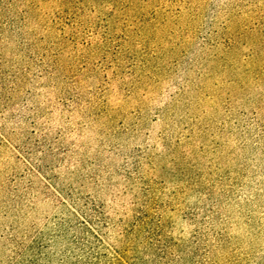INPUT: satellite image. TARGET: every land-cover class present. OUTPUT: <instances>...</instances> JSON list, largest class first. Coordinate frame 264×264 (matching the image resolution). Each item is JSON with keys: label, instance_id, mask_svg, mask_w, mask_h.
<instances>
[{"label": "trees", "instance_id": "1", "mask_svg": "<svg viewBox=\"0 0 264 264\" xmlns=\"http://www.w3.org/2000/svg\"><path fill=\"white\" fill-rule=\"evenodd\" d=\"M197 38L198 81L168 90ZM194 92L198 132L170 141ZM132 112L162 130L128 151ZM0 142L67 207L43 264H264V0H0Z\"/></svg>", "mask_w": 264, "mask_h": 264}, {"label": "rangeland", "instance_id": "2", "mask_svg": "<svg viewBox=\"0 0 264 264\" xmlns=\"http://www.w3.org/2000/svg\"><path fill=\"white\" fill-rule=\"evenodd\" d=\"M189 42V40L186 41L187 44ZM189 44L190 46L183 50L186 53L183 62L181 61L177 67L173 68L170 76L166 79V85L170 91H175V86L181 84L182 82L179 81L182 79L189 78L198 81L196 76L198 65L192 69L195 71L194 74L189 71L187 64V59L192 58L194 52L198 54V38ZM191 96L186 97L191 103L180 105L179 110L175 109L177 114L174 115L173 120L167 123L165 131L169 134L170 141L180 136L185 137L186 140L192 138V131L198 132V93H191ZM136 106L138 104H135ZM153 108H148L149 115H153V110H151ZM145 114L134 112L132 116H125L122 120L123 122L130 121V125H127L130 129L129 134L127 133L126 139L122 140L123 144L128 145V151L131 150L129 149L131 143L144 145V139L147 137L145 135L148 132L155 133L153 136H157L162 130V127L159 128L154 124L152 117L148 115L149 117L146 118ZM89 143L87 147H94ZM196 150L197 157L184 155L183 161L178 163L179 168L191 163L198 165V148ZM94 153L93 149H89L86 156L88 158L94 157L95 155H92ZM179 155H181L179 151L174 152V158L169 155L167 157L168 163L170 161L178 162ZM100 162L105 165L107 161L104 162L103 158L98 159L96 166ZM232 163L239 165L244 162L240 159H233ZM226 168L230 169L231 166ZM164 174L166 178L171 180L170 192L177 191L182 179L178 171H169L166 168ZM191 175L197 179L198 170L193 171ZM188 180L186 179V181ZM78 181L81 182V180ZM182 207L185 211L190 210L192 212L195 210L198 213V192L188 193ZM67 214L64 200L50 183L11 145L0 142V264L45 263L44 247L48 246L49 248L54 239L58 238L56 232L60 229V222L67 218ZM61 242L58 240L57 244H63ZM51 251L52 249L49 250V254Z\"/></svg>", "mask_w": 264, "mask_h": 264}]
</instances>
